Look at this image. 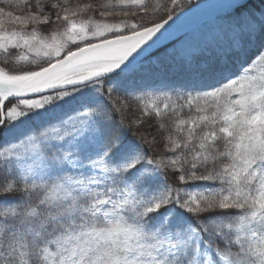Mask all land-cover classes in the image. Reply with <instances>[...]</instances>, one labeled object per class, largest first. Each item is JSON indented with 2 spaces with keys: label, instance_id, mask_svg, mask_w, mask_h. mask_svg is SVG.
Returning a JSON list of instances; mask_svg holds the SVG:
<instances>
[{
  "label": "snow or ice",
  "instance_id": "6c2138e0",
  "mask_svg": "<svg viewBox=\"0 0 264 264\" xmlns=\"http://www.w3.org/2000/svg\"><path fill=\"white\" fill-rule=\"evenodd\" d=\"M0 264H264V0H0Z\"/></svg>",
  "mask_w": 264,
  "mask_h": 264
},
{
  "label": "trees",
  "instance_id": "16d2710c",
  "mask_svg": "<svg viewBox=\"0 0 264 264\" xmlns=\"http://www.w3.org/2000/svg\"><path fill=\"white\" fill-rule=\"evenodd\" d=\"M147 3H149L150 5H158L159 3L163 2V0H146ZM196 0H193V3H196ZM254 2H256V0H254Z\"/></svg>",
  "mask_w": 264,
  "mask_h": 264
},
{
  "label": "water",
  "instance_id": "95a60500",
  "mask_svg": "<svg viewBox=\"0 0 264 264\" xmlns=\"http://www.w3.org/2000/svg\"><path fill=\"white\" fill-rule=\"evenodd\" d=\"M211 3H213V0L205 1L201 3L200 5L202 6L203 9H207V6L210 5Z\"/></svg>",
  "mask_w": 264,
  "mask_h": 264
},
{
  "label": "rangeland",
  "instance_id": "374dc122",
  "mask_svg": "<svg viewBox=\"0 0 264 264\" xmlns=\"http://www.w3.org/2000/svg\"><path fill=\"white\" fill-rule=\"evenodd\" d=\"M197 2L196 3H201V2H204V1H206V0H196ZM169 47H171V44L169 43V45H168Z\"/></svg>",
  "mask_w": 264,
  "mask_h": 264
}]
</instances>
